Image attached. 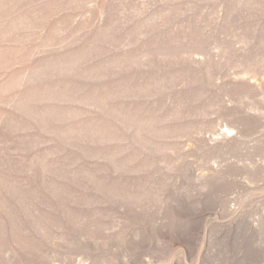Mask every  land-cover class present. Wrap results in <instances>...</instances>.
<instances>
[{"label":"rangeland","instance_id":"374dc122","mask_svg":"<svg viewBox=\"0 0 264 264\" xmlns=\"http://www.w3.org/2000/svg\"><path fill=\"white\" fill-rule=\"evenodd\" d=\"M0 264H264V0H0Z\"/></svg>","mask_w":264,"mask_h":264}]
</instances>
